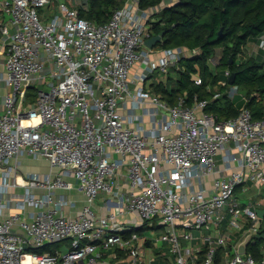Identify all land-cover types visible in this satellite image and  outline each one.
Wrapping results in <instances>:
<instances>
[{
	"label": "built area",
	"instance_id": "obj_1",
	"mask_svg": "<svg viewBox=\"0 0 264 264\" xmlns=\"http://www.w3.org/2000/svg\"><path fill=\"white\" fill-rule=\"evenodd\" d=\"M79 4L0 0V82L7 89L0 100V264H121L111 262L121 251L129 264H151L141 259L149 239L167 245L170 264H264L239 251L248 235L256 242L260 202L254 209L236 195L244 182L264 183V118L245 105L220 118L207 111V98L170 104L147 90L157 71L198 51L146 45L160 7L128 0L96 23L80 15ZM46 5L53 12L41 17ZM261 47L264 35L254 50ZM228 91L234 97L239 87ZM25 154L47 159L51 172L19 182ZM70 177L85 195L75 216L64 211L73 201L60 192L75 187ZM20 185L16 197L11 189ZM102 192L115 199L109 214L95 207ZM128 212L163 227L160 238L123 235L131 227L117 218ZM67 238L71 247L38 251Z\"/></svg>",
	"mask_w": 264,
	"mask_h": 264
},
{
	"label": "trees",
	"instance_id": "obj_2",
	"mask_svg": "<svg viewBox=\"0 0 264 264\" xmlns=\"http://www.w3.org/2000/svg\"><path fill=\"white\" fill-rule=\"evenodd\" d=\"M127 1L79 0V12L93 22L105 23ZM139 4L143 9L160 7L148 22L149 36L164 31L163 41L156 47L198 49L195 54L182 57L177 65L170 66L167 80L152 84L153 93L170 104L177 103L181 96L189 104L194 102L195 95L207 98V111L220 118L235 117L243 105L251 110L255 119L264 118V48L254 50L264 35V0H172L168 3L139 0ZM226 70L236 74L234 83L229 82L230 74H226ZM157 72L153 76L159 77ZM197 77H201L202 83H196ZM220 80L226 83L221 84ZM232 85L245 93V100L236 102V95L229 96ZM36 90L35 87L29 89L32 100ZM216 90L222 93L217 98L214 97ZM259 207L264 208V202ZM159 226L145 221L121 233L128 237L132 232L143 234L146 229ZM263 232L262 224L255 236L256 242L248 245V251L259 262L264 258ZM51 250L50 246H44L38 251Z\"/></svg>",
	"mask_w": 264,
	"mask_h": 264
},
{
	"label": "crops",
	"instance_id": "obj_3",
	"mask_svg": "<svg viewBox=\"0 0 264 264\" xmlns=\"http://www.w3.org/2000/svg\"><path fill=\"white\" fill-rule=\"evenodd\" d=\"M165 2L168 3V0H165ZM7 18H9V17H7ZM159 49H162V48H159ZM160 53H161V50H158L154 54V57H156ZM137 71H140L139 64H136L132 68L133 75H135L137 73ZM154 77H156V76H153L151 78L155 79ZM133 85H134V83H133ZM145 85H146V81H145ZM6 91H7V89L1 83L0 100L2 99V96L6 93ZM219 157H221V154L219 155ZM30 172H37V173H41V174H46L48 172H51V165H50L49 161L45 158H41V157L37 158V157H34L32 155L25 154L21 157L20 171H19L17 177H15V178L19 182L22 183L23 179L21 176H26ZM13 176H15V174ZM69 180L74 183L75 187H73L71 189V191H63L62 190L60 192L66 193L68 195V197L71 199V201H73L64 207V211L70 216H75L78 214L79 210H81V208L83 207V205L85 203V195L83 192H81L79 190V188L77 186V180L74 177H70ZM128 187H129L128 185H123V189H127ZM23 189H24V187L20 185V186L12 187L11 191L15 194L14 196L22 197ZM36 191L40 192L43 190L36 189ZM114 203H115V199H113V196L110 193L102 192L95 202V207H96L98 212H100L102 214H109L112 212V210L114 211V209L112 208ZM262 203H260L261 206L263 205ZM129 213L130 212L122 214V215H118V218H117L123 224V226L125 228H129L131 226H134V225H131L132 220L129 217V215H133V214H129ZM262 221H263V217H262ZM262 224H263V222H262ZM152 229L153 228H151V230ZM147 230L148 229H146L143 234L150 236V234H148L149 232H147ZM155 242L156 241L149 239L148 242L145 243V245L142 248L141 259L145 262H148V263L151 261V264H170V252H169L168 247L162 246V245L157 246V245H155ZM109 253H113V249H111L109 251ZM107 259H109V257ZM129 260H130V258H129V254L127 251H121L117 260L112 259L113 262H120L121 264H125V261L128 262Z\"/></svg>",
	"mask_w": 264,
	"mask_h": 264
},
{
	"label": "rangeland",
	"instance_id": "obj_4",
	"mask_svg": "<svg viewBox=\"0 0 264 264\" xmlns=\"http://www.w3.org/2000/svg\"><path fill=\"white\" fill-rule=\"evenodd\" d=\"M40 10H41V17H44V16L49 17L50 16L49 12L50 13L53 12V9L49 7V5L41 7ZM143 48H147V47L143 46ZM213 67L215 68V65ZM5 71L6 70H5L4 64H0V72L6 73ZM167 73L168 71L167 72L158 71L157 74L159 75V77L156 76L154 77L155 79L148 78L146 81V85H145L147 90L153 93L152 84L156 82L157 80H160V81L167 80L168 78ZM0 88H1V82H0ZM36 94H37V90H36ZM239 99L245 100V93L240 89H239V92L236 93V102ZM244 185H248L249 188H246ZM236 195L237 197H239V199H241L242 202L250 204L254 209H256L258 208L257 205L255 204L256 202L257 203L264 202V183L259 185L257 182H253V181L244 182L238 186ZM260 203L258 204V206L260 205ZM129 214H133V215H129ZM129 214L128 215L132 220L131 225L140 226L143 223L142 221L143 218H141L136 212L129 213ZM263 227H264V217H263ZM147 232H149L148 234H150V236H153L154 238H157V237L160 238L161 234L164 232V229L163 227L159 226L155 229L147 230ZM262 234L264 235V232ZM71 243H72V239L67 238L59 242L50 243L49 246L50 248H52V250H62L66 247H71ZM155 245L157 246L162 245V246L167 247V245L166 244L164 245V243L161 242L160 240H156ZM111 262L113 263L112 260ZM128 263H130V260L128 262L125 261V264H128Z\"/></svg>",
	"mask_w": 264,
	"mask_h": 264
},
{
	"label": "water",
	"instance_id": "obj_5",
	"mask_svg": "<svg viewBox=\"0 0 264 264\" xmlns=\"http://www.w3.org/2000/svg\"><path fill=\"white\" fill-rule=\"evenodd\" d=\"M11 15H6V17H10ZM163 35L164 31H161L160 33L154 34L152 36H149L145 39V43L148 47H154L158 43L163 41ZM235 77L236 74L232 73L229 77V82L234 83L235 82ZM258 213L260 214L261 217H264V208H258L257 209ZM251 235H248L244 241H242L239 245V251L241 253H246L248 251V245L251 240Z\"/></svg>",
	"mask_w": 264,
	"mask_h": 264
}]
</instances>
